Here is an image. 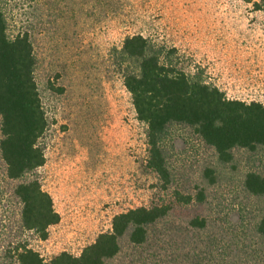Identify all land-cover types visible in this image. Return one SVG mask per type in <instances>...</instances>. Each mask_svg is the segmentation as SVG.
<instances>
[{"label":"rangeland","instance_id":"374dc122","mask_svg":"<svg viewBox=\"0 0 264 264\" xmlns=\"http://www.w3.org/2000/svg\"><path fill=\"white\" fill-rule=\"evenodd\" d=\"M259 2L0 0L10 35L27 31L32 39L35 79L49 123L39 142L47 162L25 180L38 178L61 215L47 239L22 229V204L14 192L20 180L8 176L0 150V264H17L20 242L46 260L64 251L79 255L111 230L116 214L163 203L173 207L168 227L180 230L167 238L166 258L194 264L193 255L210 258L209 251L236 264L264 262V237L255 228L264 215V196L245 187L248 171L262 168L264 149H237L234 161L224 164L189 128H175L168 139L173 182L164 189L148 167L147 126L124 85L131 64L121 56L124 37L143 32L164 47L166 61L192 77L230 98L264 103ZM208 168L215 169V182L206 177ZM200 189L204 202L185 204L174 195L197 197ZM198 216L208 219V229L188 228ZM124 247L127 255L147 251Z\"/></svg>","mask_w":264,"mask_h":264},{"label":"trees","instance_id":"16d2710c","mask_svg":"<svg viewBox=\"0 0 264 264\" xmlns=\"http://www.w3.org/2000/svg\"><path fill=\"white\" fill-rule=\"evenodd\" d=\"M258 7L264 10V0ZM7 19L0 9V117L3 138L2 157L11 179L20 180L14 192L19 198L21 227L47 239L50 228L61 215L52 195L38 178L26 179L47 162L40 139L48 129V118L35 79L36 54L30 34L20 31L10 35ZM121 56L129 64L124 85L130 92L138 119L147 126L148 167L157 173L162 187L173 182L168 139L172 130L189 128L203 142L212 146L219 161L232 163L237 149H264V103L230 98L219 87L192 77L184 69L166 61L164 47L154 43L143 32L129 34L121 42ZM173 49L172 52H175ZM206 177L215 182V169L208 168ZM246 190L264 196V164L248 171ZM178 202L191 204L196 198L206 200L204 189L197 197L175 192ZM173 207L170 204L138 206L116 214L111 230L102 232L81 254L64 251L46 260L27 242H20L14 256L17 264H177L176 256L163 255L167 238L176 227H168ZM209 221L195 217L191 230H206ZM264 237V215L255 226ZM177 232V231H176ZM170 241V240H168ZM132 251L129 254L124 245ZM206 264H236L218 259L213 252ZM194 254V253H193ZM194 264H204L201 254L193 255ZM261 264H264L262 262Z\"/></svg>","mask_w":264,"mask_h":264}]
</instances>
